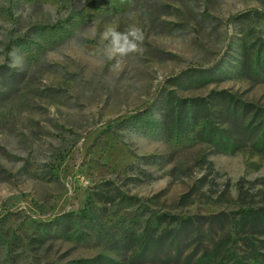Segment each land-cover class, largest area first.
I'll return each instance as SVG.
<instances>
[{
	"label": "rangeland",
	"instance_id": "374dc122",
	"mask_svg": "<svg viewBox=\"0 0 264 264\" xmlns=\"http://www.w3.org/2000/svg\"><path fill=\"white\" fill-rule=\"evenodd\" d=\"M263 133L264 0H0V264H257Z\"/></svg>",
	"mask_w": 264,
	"mask_h": 264
},
{
	"label": "clouds",
	"instance_id": "9594fccd",
	"mask_svg": "<svg viewBox=\"0 0 264 264\" xmlns=\"http://www.w3.org/2000/svg\"><path fill=\"white\" fill-rule=\"evenodd\" d=\"M101 39L106 42L103 54L108 59L126 57L140 51L144 35L142 30L135 25L129 26L124 31H118L115 27H108L101 34ZM20 58H16L17 63Z\"/></svg>",
	"mask_w": 264,
	"mask_h": 264
},
{
	"label": "trees",
	"instance_id": "16d2710c",
	"mask_svg": "<svg viewBox=\"0 0 264 264\" xmlns=\"http://www.w3.org/2000/svg\"><path fill=\"white\" fill-rule=\"evenodd\" d=\"M259 74V72H258ZM236 111V109H234ZM253 131H257L259 129V127L256 125V127L252 128ZM263 137H264V133H263ZM240 221L242 222V225H248L249 223L251 225H258L259 227H261V229L264 231V208H260V209H254V208H247L244 210L243 216H241ZM148 234H143L141 236H139V241H140V249L142 248V251L146 250V249H152L154 250V257L157 258L156 253H159V251L157 249H153V246H161L163 244V240L165 239V235H160L158 237V241H153V238L151 237L150 240L147 237ZM150 237V236H149ZM176 243V240L170 244L171 246H169V251L168 253H171V249L173 247V245ZM142 245V246H141ZM179 250V249H178ZM253 259L255 260V262H257V264H264V260H261L259 258L258 252H254L253 253ZM181 257V250L178 251V253L175 255V258H179ZM169 259V258H167Z\"/></svg>",
	"mask_w": 264,
	"mask_h": 264
}]
</instances>
